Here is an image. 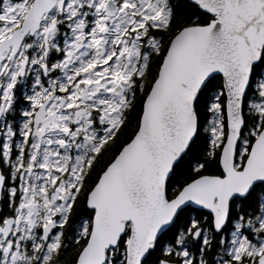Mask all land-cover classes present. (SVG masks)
I'll use <instances>...</instances> for the list:
<instances>
[{"label": "snow or ice", "instance_id": "1", "mask_svg": "<svg viewBox=\"0 0 264 264\" xmlns=\"http://www.w3.org/2000/svg\"><path fill=\"white\" fill-rule=\"evenodd\" d=\"M0 264H264V0H0Z\"/></svg>", "mask_w": 264, "mask_h": 264}]
</instances>
